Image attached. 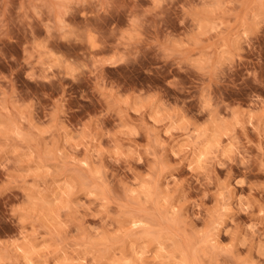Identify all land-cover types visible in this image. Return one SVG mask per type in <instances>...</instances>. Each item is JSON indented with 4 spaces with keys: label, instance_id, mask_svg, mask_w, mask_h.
Masks as SVG:
<instances>
[{
    "label": "clouds",
    "instance_id": "obj_1",
    "mask_svg": "<svg viewBox=\"0 0 264 264\" xmlns=\"http://www.w3.org/2000/svg\"><path fill=\"white\" fill-rule=\"evenodd\" d=\"M0 264H264V0H0Z\"/></svg>",
    "mask_w": 264,
    "mask_h": 264
}]
</instances>
